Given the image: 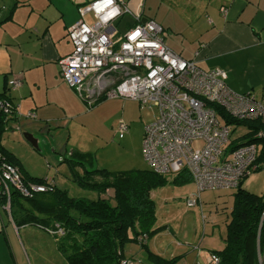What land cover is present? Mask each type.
<instances>
[{"label": "built area", "instance_id": "obj_1", "mask_svg": "<svg viewBox=\"0 0 264 264\" xmlns=\"http://www.w3.org/2000/svg\"><path fill=\"white\" fill-rule=\"evenodd\" d=\"M220 10L226 13L225 7ZM77 11L78 19L67 28L72 49L58 60L61 79L87 99L89 106L103 97L126 98L140 108L155 110L152 120L144 125L142 155L158 174L189 173L196 191L187 198V206L201 207L200 191L235 188L264 165L256 162L259 146L255 143L227 151L230 126L214 107L236 119L258 120L264 127L263 100L229 89L223 70L201 69L193 60L174 53L163 41L161 26L151 19L142 22L140 10L132 11L121 0H91ZM124 15L131 17V24L121 26ZM6 84L17 89L20 77L13 75ZM0 109L6 115L20 116L18 106L5 97L0 98ZM26 116L33 118L34 114L28 111ZM126 130V123L118 121L119 137ZM255 136H264V128ZM55 185L48 177L45 183L25 180L15 165L0 159V204L4 210H10L12 192L26 197ZM57 232L62 230L58 227ZM218 261L216 254L208 252L204 264ZM135 262L126 259L122 264Z\"/></svg>", "mask_w": 264, "mask_h": 264}, {"label": "crops", "instance_id": "obj_2", "mask_svg": "<svg viewBox=\"0 0 264 264\" xmlns=\"http://www.w3.org/2000/svg\"><path fill=\"white\" fill-rule=\"evenodd\" d=\"M89 1L0 0V90L4 76L7 78L8 74H15L21 80L20 86L9 93L20 112L17 128L9 132L24 128L33 134L46 125L66 124L69 155L73 150L92 154L80 140L72 137L71 125L84 113L82 107L91 109L109 99L99 98L89 106L87 99L67 86L59 75L58 60L72 49L66 29L78 19L77 7ZM121 1L132 11L140 10L142 19H151L159 24L165 45L174 53L183 59L193 60L201 69L223 70L229 89L256 95L258 98L254 97L264 103V0ZM221 7L226 8L225 14ZM9 14L11 18L6 19ZM87 18L89 21L90 17ZM131 23L128 15H124L120 22L121 26ZM3 62L7 65L3 66ZM28 111L34 114L33 118L26 116ZM116 126L114 123L112 128L117 136ZM78 127L77 133H80L84 124ZM128 127L127 124V131ZM20 166L24 175L37 176L26 171L21 161ZM77 169L80 170L79 167ZM243 179L241 187L244 188ZM10 222L0 214V236L7 234ZM21 226L24 225L18 227ZM217 235L220 241L213 242V247H204V240H199L200 245L193 250L195 263L204 264L208 252L223 247L225 236H222L220 228ZM2 247L0 242V249ZM130 253L135 256V251ZM183 253L182 249L178 255L184 256ZM181 260L186 263L185 257Z\"/></svg>", "mask_w": 264, "mask_h": 264}, {"label": "trees", "instance_id": "obj_3", "mask_svg": "<svg viewBox=\"0 0 264 264\" xmlns=\"http://www.w3.org/2000/svg\"><path fill=\"white\" fill-rule=\"evenodd\" d=\"M10 18L11 14L6 17ZM6 81L4 76L0 98L5 97L15 107L9 94L15 89H10ZM214 107L230 126L227 151L255 143L259 146L256 162L263 164L264 136H255L263 125L258 120L236 119L220 107ZM18 117L13 113L6 115L0 109V159L15 165L21 172L19 159L2 145L3 134L16 129ZM240 126L241 133L231 138L232 132ZM65 160L71 180L82 188L96 191V197H73L57 184L50 190L26 197L12 192L8 217L15 226L35 224L45 228L53 235L67 264H122L126 259L135 262L134 255L126 254V245L130 243L138 244L146 253L145 261L135 264H178L179 256L163 257L148 249L146 244L158 229L152 228L156 216L150 192L168 181L174 184L190 181L186 170H180L168 180L167 175L158 174L149 166L124 170L92 167V154L88 152L73 150ZM259 169H264V165L255 171ZM21 174L25 180L45 183L46 177ZM241 180L233 193L224 245L212 251L218 257V264H264V191L256 194L244 189ZM58 227L61 234L57 232Z\"/></svg>", "mask_w": 264, "mask_h": 264}, {"label": "rangeland", "instance_id": "obj_4", "mask_svg": "<svg viewBox=\"0 0 264 264\" xmlns=\"http://www.w3.org/2000/svg\"><path fill=\"white\" fill-rule=\"evenodd\" d=\"M2 65L6 66L7 62ZM1 75L2 73L0 77ZM7 78H11L10 74ZM82 109L84 113L71 125V135L91 150L92 167L109 170L147 167L142 155V137L144 125L154 117L153 108H140L131 99L109 98L91 109ZM120 120L129 125L122 138H118L112 128ZM57 124L59 123L46 125L49 130L45 126L43 130L33 134L24 128L14 132L6 131L2 136V145L8 151H13L30 174L53 178L57 186L65 189L70 196L94 199L96 191L82 188L71 180L68 162L65 160L69 156L68 131L66 124ZM80 124H84V129L81 128V132L77 133ZM241 131L240 126L232 132L231 138ZM24 132L32 134L36 140L35 147L24 139ZM166 177L171 180L174 175ZM243 186L251 192L261 194L264 191V169L253 171L244 177ZM195 191L191 180L181 184L168 181L151 191L156 216L152 228L158 229L150 235L148 249L166 258L177 256L183 249L187 254L178 255V264H195V246H199L200 241L204 240V247H213V242L220 241L218 228L222 230V236H225L236 187L200 191L201 211L198 205L190 207L186 204L187 198ZM8 211L0 204V214L6 220L9 219ZM16 229L10 222L7 234L0 236L3 246L0 249V264H67L65 257L57 249L53 235L45 228L27 224L18 227L19 234ZM125 250L126 254L131 250L135 251L136 262L146 259L145 250L136 243L127 244ZM182 257H185L186 263H183Z\"/></svg>", "mask_w": 264, "mask_h": 264}, {"label": "water", "instance_id": "obj_5", "mask_svg": "<svg viewBox=\"0 0 264 264\" xmlns=\"http://www.w3.org/2000/svg\"><path fill=\"white\" fill-rule=\"evenodd\" d=\"M146 20V18L142 19V22H144ZM23 137L25 140H27L33 147H35L36 145V140L32 137V134L24 132Z\"/></svg>", "mask_w": 264, "mask_h": 264}]
</instances>
